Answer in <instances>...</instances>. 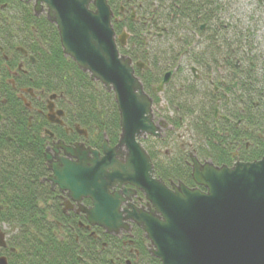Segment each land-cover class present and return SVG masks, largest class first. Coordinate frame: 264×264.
Segmentation results:
<instances>
[{"label":"flooded vegetation","instance_id":"flooded-vegetation-1","mask_svg":"<svg viewBox=\"0 0 264 264\" xmlns=\"http://www.w3.org/2000/svg\"><path fill=\"white\" fill-rule=\"evenodd\" d=\"M33 3L34 0L28 3L0 0V142H16L26 131L31 133L32 139L39 137L42 141L45 174L38 183L58 199L59 215L67 222L54 218L51 221L56 224L54 232L60 240L73 238L77 243L75 264H149L144 262L147 259L139 257L135 248L136 239L145 243L136 224L132 223L128 232L116 235L90 225L82 208H89L91 199L83 197L79 202L72 201L58 186L52 187L46 180L51 170L45 152L54 154V143L60 140L65 145L82 142L101 150L104 135H108L104 130L98 146L89 144L90 130L76 122L70 95L46 90L49 80L42 72L55 65L48 42L52 37H46L39 21L55 25L47 20L44 12L36 15ZM107 3L113 13L111 22L118 51L131 60L134 74L151 98L153 120L163 119L160 136L147 135L142 143L154 165V176L168 186L182 181L195 187L191 175L192 157L217 166L243 162L248 142L235 110L240 111L238 103L245 101L240 88L247 65L241 55L243 48L237 54L230 47L229 11L226 7L214 11L215 5L223 6V1L107 0ZM62 56L71 60L63 52ZM166 74H170L169 80L159 90ZM94 83L101 86L99 82ZM50 105L54 111L52 120L48 116ZM190 109L194 112L191 115L188 114ZM56 110H62V115H56ZM76 126L84 130V134H80ZM230 126L239 128V137L231 136ZM109 144L115 143L109 140ZM59 151L58 155L64 156L63 149ZM158 170L163 175H159ZM126 188L132 195L122 207L129 203L148 208L139 189L129 184ZM0 231L3 232L1 227ZM145 246L148 248L147 241ZM9 250L6 238L5 247H0V256L6 257L7 264ZM84 252L97 253L99 258L85 257Z\"/></svg>","mask_w":264,"mask_h":264},{"label":"water","instance_id":"water-1","mask_svg":"<svg viewBox=\"0 0 264 264\" xmlns=\"http://www.w3.org/2000/svg\"><path fill=\"white\" fill-rule=\"evenodd\" d=\"M33 10L36 15L44 12L55 25L63 55L112 93L119 115L114 145L104 135L101 150L60 140L54 143V154L45 152L51 186L75 202L89 197L91 206L82 208L87 222L109 234L128 232L136 224L148 240L149 254L161 264H264V157L232 166L192 157L196 186L182 181L166 185L154 176L140 142L147 135L160 136L152 100L131 60L118 51L107 0H34ZM48 108L52 120L53 105ZM59 148L64 156L58 155ZM128 184L143 193L147 209L129 203L122 207L132 195ZM5 245L0 231V247ZM0 264H7L5 256Z\"/></svg>","mask_w":264,"mask_h":264},{"label":"trees","instance_id":"trees-1","mask_svg":"<svg viewBox=\"0 0 264 264\" xmlns=\"http://www.w3.org/2000/svg\"><path fill=\"white\" fill-rule=\"evenodd\" d=\"M263 2L264 0H258L259 4ZM215 6L214 11L223 10L220 3ZM39 23L46 37H52L48 42L55 65L42 72L49 80L46 90L63 91L70 95L77 114L76 122L90 130L89 144L98 146L104 130L110 142L116 143L120 128L112 93L92 82L72 60L64 59L56 28L47 21L40 20ZM244 25L239 23L237 26L229 21L230 47L237 54L243 48L244 53L241 55L243 54V62L247 65L240 88L241 97L245 101L238 103L240 111L235 110V117L240 118L248 142L242 159L253 161L264 157V51L255 49L256 52L253 53V37L257 29H247L245 34ZM193 113L190 109L188 114ZM229 130L231 136L239 137V128L230 126ZM42 150L40 138L32 139L29 131L23 137H17L16 142H0V226L6 224L12 229L7 239L11 248L7 254L9 264H75L78 259V245L74 239L62 241L54 232L57 227L51 221L52 218L64 223L67 220L63 221L62 215H59L58 199L53 198L54 193L38 183V179L45 174ZM157 173L163 175L161 170ZM183 175L186 176V173ZM144 242L135 240L139 257L147 259L145 263L161 264L149 255L145 239ZM82 255L92 259L99 258L97 253L84 252Z\"/></svg>","mask_w":264,"mask_h":264},{"label":"rangeland","instance_id":"rangeland-1","mask_svg":"<svg viewBox=\"0 0 264 264\" xmlns=\"http://www.w3.org/2000/svg\"><path fill=\"white\" fill-rule=\"evenodd\" d=\"M223 7L229 11V21L233 22L234 25L239 26L240 24H245L243 32L247 34V29L252 30V28H256L257 31L254 33L255 36V46L253 53L257 50L264 51V2L259 4L258 0H222ZM246 29V31H245ZM258 52V51H257ZM164 105V103H162ZM71 111L75 112L73 106L71 107ZM162 118H159L157 121L154 120L156 125L160 128L164 127V123H162ZM161 132V130H160ZM144 137L140 138V142L143 143ZM1 227V226H0ZM140 228V227H138ZM141 229V228H140ZM1 230L5 232L6 238L8 239L11 234V227L6 225L1 227ZM131 230V229H130Z\"/></svg>","mask_w":264,"mask_h":264}]
</instances>
